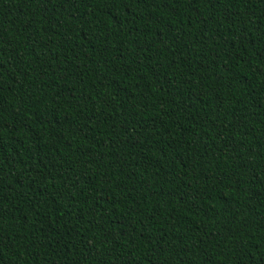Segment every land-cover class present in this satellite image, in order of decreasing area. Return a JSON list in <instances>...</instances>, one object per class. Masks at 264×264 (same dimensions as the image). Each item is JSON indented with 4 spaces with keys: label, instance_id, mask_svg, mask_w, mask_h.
Segmentation results:
<instances>
[{
    "label": "trees",
    "instance_id": "obj_1",
    "mask_svg": "<svg viewBox=\"0 0 264 264\" xmlns=\"http://www.w3.org/2000/svg\"><path fill=\"white\" fill-rule=\"evenodd\" d=\"M0 264H264V0H0Z\"/></svg>",
    "mask_w": 264,
    "mask_h": 264
}]
</instances>
